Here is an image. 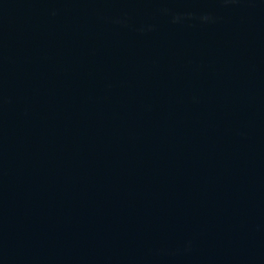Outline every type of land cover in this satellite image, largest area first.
Returning a JSON list of instances; mask_svg holds the SVG:
<instances>
[{"label":"water","instance_id":"1","mask_svg":"<svg viewBox=\"0 0 264 264\" xmlns=\"http://www.w3.org/2000/svg\"><path fill=\"white\" fill-rule=\"evenodd\" d=\"M0 264H264V0H0Z\"/></svg>","mask_w":264,"mask_h":264}]
</instances>
